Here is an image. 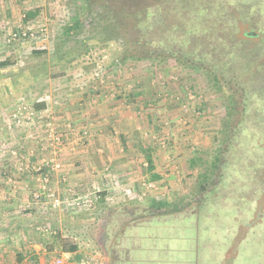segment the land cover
<instances>
[{
  "label": "rangeland",
  "instance_id": "1",
  "mask_svg": "<svg viewBox=\"0 0 264 264\" xmlns=\"http://www.w3.org/2000/svg\"><path fill=\"white\" fill-rule=\"evenodd\" d=\"M222 1L124 7L127 32L85 0H0L5 62L32 69L28 97L47 105L37 118L23 98L9 118L40 125L39 177L27 189L40 241L54 249L47 260L62 257L63 243L77 246L67 264H105L99 222L110 209H134V219L156 221L131 232L133 264H264V0H244L259 22L236 23L234 33L241 10ZM137 39L139 54L127 56ZM49 189L60 206L46 202ZM152 200L168 207L151 210Z\"/></svg>",
  "mask_w": 264,
  "mask_h": 264
},
{
  "label": "crops",
  "instance_id": "2",
  "mask_svg": "<svg viewBox=\"0 0 264 264\" xmlns=\"http://www.w3.org/2000/svg\"><path fill=\"white\" fill-rule=\"evenodd\" d=\"M2 52L5 53L0 46V264H48L56 259H46L54 249L40 241V207L34 204L27 189L39 177L36 172L40 168V125L37 123L38 127L33 129L15 127L9 120L23 98L37 118L40 104L45 108L47 105L40 103L39 98L28 97L32 93L24 75L32 69L3 64L7 55ZM13 72L18 74L12 75ZM27 154H35L28 157L29 162ZM71 254L63 252L56 261L67 264L65 255Z\"/></svg>",
  "mask_w": 264,
  "mask_h": 264
},
{
  "label": "trees",
  "instance_id": "3",
  "mask_svg": "<svg viewBox=\"0 0 264 264\" xmlns=\"http://www.w3.org/2000/svg\"><path fill=\"white\" fill-rule=\"evenodd\" d=\"M85 1L87 3H89L90 6L98 5L99 9L102 10L101 12H105L104 14L105 15L107 14L108 17L111 18L112 22H115L116 24H118V26L121 27V29H124L127 32H129L128 30H130V32H131V30L134 31L133 24H132L131 19H130V16L133 13L126 14L124 12V10H126L124 7L129 8V10H139L140 4H141L140 2H144L146 0H85ZM256 1H258V0H256ZM224 3L226 4L225 7L228 6V5H233V4H234L233 6H235V4H236L237 5V7L235 6L236 9L237 10H241V11H238V12L235 10V12H237V15H235V18H234L235 22L231 24V29H230L231 32L230 33H234L235 32L236 23L240 24V22H242L244 20H246V22L256 23V24L259 22L258 19H256L255 21H252L253 18L255 19V18L258 17L257 10L253 9L252 6H251V8H249V7L246 8L244 6V3L247 4L248 1L231 0L230 3L227 4L223 0L222 4L220 3L221 7L223 6ZM225 7H224V9H225ZM200 12H203V9ZM93 13H91V11H90L89 15L93 14ZM251 13L252 14L254 13L256 15L253 17V15ZM232 14L234 15L236 13H232ZM89 15H88V13L87 14L84 13V14L80 15V17L77 20H75L72 23H70L69 25L65 26L64 34L66 36L75 35L79 30L82 29L81 23H82L83 18L88 19V17H90ZM130 24H132L131 25L132 27H130ZM134 43L137 45V47H126V49H125L126 53L125 54L127 56L128 55H132L133 52H135V54H139V48H142V45L139 44V40L138 39L135 40ZM222 45L224 46L225 43L222 44ZM226 46H228V45L226 44ZM140 54L142 56H145L144 53H141V51H140ZM188 57H191V56H188ZM3 64L6 65L7 63L5 62ZM224 72H226V71L220 70L217 73L216 70L212 69V71H210L208 73L212 74L213 80L216 81L217 83H219L220 79L224 80L223 79L224 77L222 76V74ZM38 109H40V110L45 109V105L44 104H40V107H38ZM144 156H145V159H146L148 171L153 172L154 163H153V159L151 157L150 151L145 150L144 151ZM151 177L153 179H155V180L159 178L155 173H152ZM203 189H204V187L202 188V190ZM149 206H150L149 208L151 210H158V211L163 210V209L168 207L167 203L159 201V200H152ZM154 221H156V220H154ZM134 249L135 250L132 253L137 251L136 247ZM167 250H168V248H167ZM62 251L64 253H74V252L77 251V246L73 244V245H68V247H65V245L62 243ZM131 261L133 262L134 259L130 256V264H133V263H131ZM134 262H136V261H134Z\"/></svg>",
  "mask_w": 264,
  "mask_h": 264
},
{
  "label": "flooded vegetation",
  "instance_id": "4",
  "mask_svg": "<svg viewBox=\"0 0 264 264\" xmlns=\"http://www.w3.org/2000/svg\"><path fill=\"white\" fill-rule=\"evenodd\" d=\"M135 215L134 209L121 213L119 209H110L99 222L96 229V242L106 258L105 264H130L131 253L135 250L133 241H136V236L131 232L135 229L142 230L146 223L154 221L150 217L146 222L143 217L139 218L140 215L138 219H134Z\"/></svg>",
  "mask_w": 264,
  "mask_h": 264
},
{
  "label": "built area",
  "instance_id": "5",
  "mask_svg": "<svg viewBox=\"0 0 264 264\" xmlns=\"http://www.w3.org/2000/svg\"><path fill=\"white\" fill-rule=\"evenodd\" d=\"M14 117L18 119L19 114L14 115ZM55 168H59V166L55 165ZM33 198L35 200H40V193H33ZM44 198L46 199V202L49 203L52 207H58L61 204L58 196H56L55 193L50 189L46 191Z\"/></svg>",
  "mask_w": 264,
  "mask_h": 264
}]
</instances>
